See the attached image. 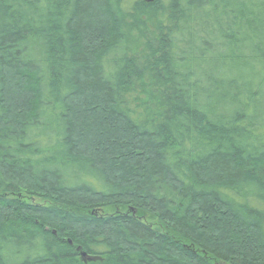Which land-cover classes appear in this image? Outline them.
<instances>
[{
	"label": "trees",
	"instance_id": "16d2710c",
	"mask_svg": "<svg viewBox=\"0 0 264 264\" xmlns=\"http://www.w3.org/2000/svg\"><path fill=\"white\" fill-rule=\"evenodd\" d=\"M0 264H264V0H0Z\"/></svg>",
	"mask_w": 264,
	"mask_h": 264
},
{
	"label": "rangeland",
	"instance_id": "374dc122",
	"mask_svg": "<svg viewBox=\"0 0 264 264\" xmlns=\"http://www.w3.org/2000/svg\"><path fill=\"white\" fill-rule=\"evenodd\" d=\"M133 0H126V5L130 6ZM154 15L158 18V13L154 12ZM150 14L142 15L140 13L139 16V24L138 28H131L127 31L128 33V39L127 44L130 51L133 53L140 50L139 45L142 44V40L144 38V35L141 34L142 32L151 29L153 26H155L153 23L149 21ZM127 19V18H126ZM143 36V37H142Z\"/></svg>",
	"mask_w": 264,
	"mask_h": 264
},
{
	"label": "water",
	"instance_id": "95a60500",
	"mask_svg": "<svg viewBox=\"0 0 264 264\" xmlns=\"http://www.w3.org/2000/svg\"><path fill=\"white\" fill-rule=\"evenodd\" d=\"M142 1L145 2V3H149V2H152L153 0H142ZM80 255H81L83 261H87V260H92L93 259V258L87 256L85 253H81Z\"/></svg>",
	"mask_w": 264,
	"mask_h": 264
}]
</instances>
